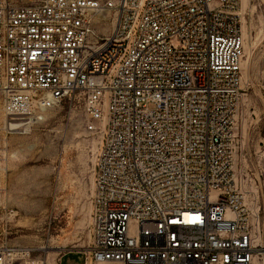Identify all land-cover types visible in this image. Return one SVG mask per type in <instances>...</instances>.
I'll return each mask as SVG.
<instances>
[{"label": "built area", "instance_id": "2783aa9c", "mask_svg": "<svg viewBox=\"0 0 264 264\" xmlns=\"http://www.w3.org/2000/svg\"><path fill=\"white\" fill-rule=\"evenodd\" d=\"M241 3L0 0V264H47L9 242L8 135L77 95L101 136L85 264H254Z\"/></svg>", "mask_w": 264, "mask_h": 264}, {"label": "rangeland", "instance_id": "374dc122", "mask_svg": "<svg viewBox=\"0 0 264 264\" xmlns=\"http://www.w3.org/2000/svg\"><path fill=\"white\" fill-rule=\"evenodd\" d=\"M242 5L243 0L245 94L239 114L243 138L239 169L247 204L260 216L262 232L254 264H264V0ZM172 43L177 46L179 40L173 38ZM40 115L44 118L8 135L5 202L12 211L9 242L30 248L31 258L56 264L63 252L85 250L90 244L94 164L101 136L86 129L78 95Z\"/></svg>", "mask_w": 264, "mask_h": 264}, {"label": "crops", "instance_id": "0c3cea01", "mask_svg": "<svg viewBox=\"0 0 264 264\" xmlns=\"http://www.w3.org/2000/svg\"><path fill=\"white\" fill-rule=\"evenodd\" d=\"M86 254L81 249H70L63 252L57 259L56 264H85Z\"/></svg>", "mask_w": 264, "mask_h": 264}, {"label": "bare ground", "instance_id": "6f19581e", "mask_svg": "<svg viewBox=\"0 0 264 264\" xmlns=\"http://www.w3.org/2000/svg\"><path fill=\"white\" fill-rule=\"evenodd\" d=\"M247 4H249V0H243V8H245L246 6H247ZM242 11H243V9H242ZM108 27V29H106ZM104 29H106L105 30V32H107L109 29H110V25L109 26H106V27H104ZM44 117L42 116V115H39V116H37V117H33L30 121H29V123L26 125L25 123L26 122H23V121H20V122H17L16 124H15V129H20L23 125H26V126H28V127H30V124L31 123H34V122H38L40 119H43ZM27 128V127H26ZM28 129V128H27ZM21 130H23V129H21ZM28 131V130H27ZM14 246H19V245H14Z\"/></svg>", "mask_w": 264, "mask_h": 264}]
</instances>
